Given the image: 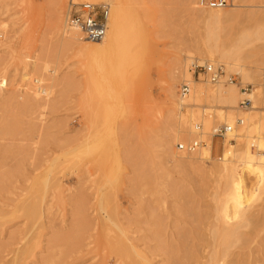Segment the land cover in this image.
<instances>
[{"label":"rangeland","instance_id":"1","mask_svg":"<svg viewBox=\"0 0 264 264\" xmlns=\"http://www.w3.org/2000/svg\"><path fill=\"white\" fill-rule=\"evenodd\" d=\"M118 1L115 10V0L94 3L119 20L117 41L98 54L82 47L98 42L63 35L71 0H0V264H191L184 250H212L209 226L223 185L209 167L221 161L175 146L194 138L199 121L209 154L218 155L222 143L210 129L229 124L218 112L237 120L264 115V104L247 110L244 97H215L225 78H192L205 92L186 106L168 95L171 85L176 99L182 83L193 89L181 72L204 62L207 48L239 40L238 63L251 79L218 64L239 89L262 87L264 0H232L233 17L211 22L210 32L196 0ZM178 112L191 119L190 134ZM244 125L237 129L245 135ZM245 140L235 142L240 149L223 142L238 155L228 164H238ZM256 200L255 213L264 193Z\"/></svg>","mask_w":264,"mask_h":264},{"label":"bare ground","instance_id":"2","mask_svg":"<svg viewBox=\"0 0 264 264\" xmlns=\"http://www.w3.org/2000/svg\"><path fill=\"white\" fill-rule=\"evenodd\" d=\"M71 1L72 3L75 1H86L90 3L91 2L95 3L96 0H71ZM115 1H116L115 4L113 3V5L115 6L114 10L116 8L119 9L118 8L119 1L118 0ZM200 10L202 11V13L205 14L206 22H207L206 25H208L207 30L209 32L212 29L210 27L212 26V23L219 24L220 21L223 19V17H233L234 15L228 12L226 8L220 10H210V9L200 8ZM107 22L109 29L107 30L102 40L95 45H89L87 43L82 44L83 41L82 42L80 41L81 39L78 33L73 30H68L65 23H64L65 26L62 27V33L64 37L67 36L68 38L67 40H69L70 42L76 39L75 42L73 41L74 44L76 43L79 45V43L77 42H80L83 48H86L88 50L91 49L93 51L99 52L98 54H100L104 52L106 49H109V47L114 42L117 41V38L119 36V20L117 19L116 14L115 15L113 14L111 17H109V19H107ZM241 47H242V43L240 44V40L236 42L234 45H232L230 48H222L221 46L220 48H213V47L211 48L210 46V48L207 49L205 48L206 50L203 52L205 54V61H208L210 63H218V61H223L224 64L229 69H233L235 73L239 74V76L243 80L249 81L251 79L250 73L246 72L243 69L242 65L238 63L242 51ZM181 74L185 80H188L191 83L193 82L194 84L192 89L193 92L189 95L187 99L181 101L179 99L174 98L175 85H171L168 96L169 99L171 100L172 105L177 104L179 106H184V105L186 106L185 104L186 102L188 103V101L190 100L198 99L200 95L205 91L203 92L199 90L200 88L198 87V85H196L199 82L192 79L191 74L185 69V67H183ZM246 91H247L246 89L245 91L239 89L233 83H229L228 86H223L221 84H218L216 89H212V92H215L214 93L215 97L227 99V100L231 99L232 100L231 103H234L238 97H244L250 103L247 104L248 107L246 106L247 110L256 109L257 108L256 105L260 102L264 104V85L262 87L255 86V89L249 93H247ZM183 103L184 105H182ZM178 114L183 123L186 124L188 123L189 128L186 130V132L190 134L191 133L190 127L192 126L190 122L191 119L186 120L185 117H181L180 112H178ZM218 114L221 119H224L225 121L229 122V124L235 128L237 132V136L235 137L236 143L238 139H240L243 136L248 141L246 140L244 141L246 142V144H244V142L242 143V149L239 150L241 152L239 154L240 158L238 159V164L230 165L228 164L229 161L227 160L228 161L227 162L225 160V161H221L220 164H217L215 162L214 164H211V167H209L210 171L211 170L212 172L214 171V173H216L219 176V178L222 179L220 182L223 185V189L221 191L222 194L220 193V196L215 201V204L213 206L214 213L211 216L213 217L212 220H214V223L212 222L213 224L211 223L209 226L210 227L209 229H211L210 231L213 234L212 237L211 234L209 233L210 237L209 239H207L210 241L211 238H213L212 247L210 245V248L212 249L211 252L208 251L206 252L205 255H202V253L201 254L197 253L198 251L196 252L187 249V251L184 250L185 253L182 254L183 256L185 255L184 256V260H186L185 262H191V264H264V228L261 229L262 227H264V204L261 206L260 212L257 211V213H255L257 209L251 212V210L254 207L251 210L249 209L252 203H254V201H257L256 199L258 195H260L261 192L264 193L263 190L264 189V135H263L264 115L258 111H254V113L252 111H249L247 113L246 112L242 113L241 124L245 122V125L243 126V129L245 130V135H244L243 133H239L237 127L241 124H238V120H235L233 118L234 115L233 113L231 112L224 113L223 111H219ZM181 130L183 129L181 128L180 131ZM182 132H185V129ZM194 135L196 136L195 133ZM206 139H210V138H206ZM224 142H225V146L227 145L230 148H234L235 146H237L235 142L229 140H225ZM251 142H255V144L260 149L259 152H254L251 150V147H249ZM210 143H211L210 140H208L207 142H205V146L199 149L200 154L204 155L207 158H210L209 156L210 148H211ZM239 145H241V142L239 143ZM238 148L240 149V147ZM223 153L224 156L226 157L227 153H230L231 155L232 151L231 149H227L224 150ZM234 153L232 154V156L237 155L236 153L234 155ZM235 157H238V155ZM249 176H252V179L248 182ZM206 214H207L206 215L207 218L211 217L208 215V213ZM204 218H205L204 214H199L197 217L198 223L203 224ZM260 222L263 223L262 224L263 226L260 225L262 227L260 228L261 230L259 232L257 231L258 229L256 230V228L258 227L257 226L258 223L261 224ZM261 231H263V234H261ZM199 233L201 236L202 233L201 232ZM203 241L204 240H202V242ZM209 243L210 242H208L205 247H207ZM205 247L202 246V248ZM200 260H205V261H200Z\"/></svg>","mask_w":264,"mask_h":264},{"label":"built area","instance_id":"3","mask_svg":"<svg viewBox=\"0 0 264 264\" xmlns=\"http://www.w3.org/2000/svg\"><path fill=\"white\" fill-rule=\"evenodd\" d=\"M197 6L203 9L220 10L232 6V0H197ZM107 19L108 8L104 4H94L90 2H83L80 4L71 3L66 11L65 24L69 30L76 31L81 40L99 42L106 33ZM188 69L193 79L202 78L212 84L218 83L222 78H225L226 82L229 83H233L235 81L233 75H226L223 66L218 63L192 61L189 64ZM191 90V86L188 82L182 83L177 89L178 99L181 101L187 99L191 93ZM248 103L249 102L244 99L241 101L240 107H246ZM202 112H204V109ZM237 120L238 124L242 123L241 119ZM193 131L196 134V137L188 141L178 142L176 144L175 148L178 152L193 154L201 147L205 146V141L201 138L204 133L202 129V123H194ZM209 134L211 136V140H218L222 144L225 140L235 142V137L237 136L235 128L228 123L214 125L210 129ZM222 144L220 146L221 152L215 156L210 155L211 159L225 161L231 158L230 153H227L226 157L224 156ZM250 147L255 152L260 151L255 142H251Z\"/></svg>","mask_w":264,"mask_h":264}]
</instances>
